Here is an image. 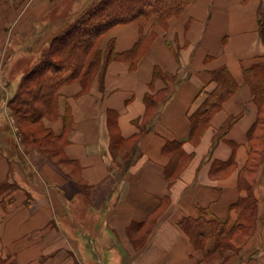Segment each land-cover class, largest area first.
<instances>
[{
    "label": "crops",
    "instance_id": "crops-1",
    "mask_svg": "<svg viewBox=\"0 0 264 264\" xmlns=\"http://www.w3.org/2000/svg\"><path fill=\"white\" fill-rule=\"evenodd\" d=\"M11 3L0 5V131L4 125L10 131L0 133V183L15 186L0 189V264H212L215 238L196 248L179 221L198 217L201 208L229 226L237 220L232 205L246 194L239 188V174L258 118L244 68L264 61L258 20L264 0H193L166 28L152 18L157 36L135 69L129 61L113 60L103 88L98 78L87 92L79 82L64 85L61 116L45 122L66 137L65 162L24 146L8 105L26 71V64L19 65L20 49L39 36L28 69L60 30L59 24L41 29L56 0ZM139 35L138 24L131 22L115 26L108 38H115L118 51H126ZM156 66L170 78L156 77ZM222 66L238 90L215 112L203 135L191 138L190 114L205 91L216 86L211 71ZM148 95L156 102L148 105ZM67 107L73 122L64 128ZM112 110L127 140L115 154ZM230 117L237 119L214 146L216 131ZM10 134L17 139L6 142ZM170 140L182 141L188 155L176 177L166 172L171 155L164 146ZM12 144L14 155L7 149ZM232 158L228 169L217 170L218 162ZM256 176V231L238 252L213 264H264V162Z\"/></svg>",
    "mask_w": 264,
    "mask_h": 264
},
{
    "label": "trees",
    "instance_id": "trees-1",
    "mask_svg": "<svg viewBox=\"0 0 264 264\" xmlns=\"http://www.w3.org/2000/svg\"><path fill=\"white\" fill-rule=\"evenodd\" d=\"M0 1L3 5L8 4L6 0ZM192 1L91 0L87 3L72 16V20L63 29L57 32L49 45L34 56L33 63L24 72L15 94L8 101L23 144L38 148L50 157L59 154L58 162L68 161L63 156L66 137L55 134L45 122L46 119L53 121L61 116L59 99L62 87L79 82L82 85V92H87L98 78L100 88H103L107 67L113 60L129 61L131 68L135 69L157 36L155 26L150 25L152 18L156 17L159 24L166 28L170 18L181 15ZM258 20L260 33L264 39L263 5L259 8ZM131 22L138 24L140 33L138 41L131 49L118 51L113 37L109 38L104 46L115 26ZM154 75L165 80L170 78L159 66L155 67ZM244 79L251 89L258 109V118L249 131L248 159L239 174V188L246 194L240 196L232 205V209L237 213V220L229 226L227 220L204 215L205 209L201 208L198 217H185L179 221L180 227L190 236L196 248H203L206 239L215 238V248L211 252V257H219L218 259L221 258L222 261L238 252L248 242L255 233L259 221V200L255 194V186L257 172L264 162V61L245 67ZM211 80L216 86L205 91L202 103L190 114L191 138L199 139L203 135L212 116L239 87L227 66L212 70ZM146 102L151 105L156 99L148 95ZM236 119L237 117H230L216 131L214 146L225 137ZM62 120L64 128L71 126L73 118L69 113V107L62 115ZM109 124L112 128L111 147L115 154L120 143L127 141L117 129V111H110ZM146 130L145 124L142 131ZM138 139L139 137H136L133 141L130 152L132 158L136 156ZM57 142L59 145H55ZM52 145L56 147L52 148ZM50 148L54 149V154L50 153ZM164 149L171 155L166 172L168 176L174 174L176 177L188 157L182 148V141H167ZM132 161L131 159L127 162L124 171L129 168ZM231 164L233 158L218 162L217 170L228 169ZM14 186L15 184L8 182L0 183V189ZM227 250L230 253H225Z\"/></svg>",
    "mask_w": 264,
    "mask_h": 264
},
{
    "label": "rangeland",
    "instance_id": "rangeland-1",
    "mask_svg": "<svg viewBox=\"0 0 264 264\" xmlns=\"http://www.w3.org/2000/svg\"><path fill=\"white\" fill-rule=\"evenodd\" d=\"M6 1L7 2L9 1L10 3L11 2H15L14 6L17 7L16 0H6ZM90 1L91 0H82V1H80V0H56V3L54 4V6L52 8V11H50L48 13V15L45 17V20H47V22L44 23L45 25L42 26L41 29L43 30V28L44 29L46 28V30H47V29L53 28V26H55V24H59L58 27H60V30L63 29L66 26V24H68V22L72 20V16H74L80 9H82ZM11 4H13V3H11ZM0 5L2 7H4L3 4L1 3V1H0ZM150 23H151V21H150ZM38 37L39 36H36L35 39L33 37H31V40L28 43H25L23 45L22 49H20L21 52L19 51L20 54H21V57H22V58H20V61H19L20 64L19 65L21 66V65H25L26 64V66L24 67L26 71H27V67H28V64H27L28 61L27 60H29L27 58L32 54V48H33L34 42H35L36 38H38ZM108 39H106V44H107ZM106 44L104 43V46H106ZM32 60H34V59H32ZM21 61H24V62H21ZM32 63H33V61H32ZM16 126H17V124H16ZM3 131L10 132L5 127V125H4V129H2L0 131V133L3 132ZM17 132H18V130H17ZM10 136H11V138H7L6 137L7 138L5 140L6 142H10L9 139H12V140H14V138L17 139L16 134H14V135L10 134ZM19 137H21V136H19ZM20 140H21V138H20ZM55 145H59V143L57 142ZM24 146H25V144H24ZM26 147H31V145H26ZM54 147H56V146L52 145V148H54ZM52 148H50L49 151H50V153L54 154V149L52 150ZM7 149L12 151L13 154H11V155H14V154L17 153L16 152L17 150L15 149V145H13V144H12V146L9 145L7 147ZM58 155L59 154H55L54 155L55 158H58ZM225 253H230V251L227 250ZM218 258L219 257H216V258L215 257L214 258L211 257L212 260L210 259L209 263L213 264L214 262H217Z\"/></svg>",
    "mask_w": 264,
    "mask_h": 264
}]
</instances>
